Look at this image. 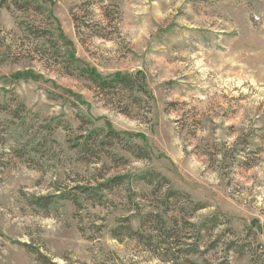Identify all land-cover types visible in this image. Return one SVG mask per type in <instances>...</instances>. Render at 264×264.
<instances>
[{"label":"rangeland","instance_id":"1","mask_svg":"<svg viewBox=\"0 0 264 264\" xmlns=\"http://www.w3.org/2000/svg\"><path fill=\"white\" fill-rule=\"evenodd\" d=\"M19 1L0 0V106L24 104L25 125L12 126V117L0 113V152L32 136V146L47 141L38 165L9 152L2 159L0 264H172L111 236L125 218L143 231L131 191L142 214L157 206L152 187L134 179L145 172L205 207L192 221L217 215L201 251L217 237L218 246L189 257L195 264H253L251 252L240 258L225 244L248 242L258 253L264 248V0H98L86 10L84 0H32L49 11L52 25L19 10L13 5ZM102 7L114 18L108 26L100 20ZM77 12L91 25L103 23L108 39L90 29L78 34ZM33 21L50 26L59 52L82 69L101 78L140 73L148 95L131 105L65 75L64 59L42 57L38 49L49 45L38 46L21 29ZM80 116L125 136L109 150L126 165L105 156L97 164L78 160L72 143L91 128ZM127 144L147 148L150 158L137 159ZM100 172L129 175L130 191L125 184L106 194L107 205L87 203L78 211L70 202L47 213L31 205L34 197L58 194L57 188L73 194L78 185H94Z\"/></svg>","mask_w":264,"mask_h":264},{"label":"trees","instance_id":"2","mask_svg":"<svg viewBox=\"0 0 264 264\" xmlns=\"http://www.w3.org/2000/svg\"><path fill=\"white\" fill-rule=\"evenodd\" d=\"M94 2L98 0H84L86 9ZM19 10L23 12L33 11L36 16H42L48 20L52 25V19L49 11L32 0H23L14 2ZM80 10V8H79ZM85 10L81 9L82 13ZM101 19L107 23V26L113 22V16L108 12V8H101ZM73 13L72 18L75 23L76 32L79 34L83 29H90L91 35L96 38L108 39L110 33L103 34L102 29H107L103 23L94 22L90 24L84 17L85 14ZM51 21V22H50ZM43 23L38 24L33 21L30 24L22 26L21 29L26 37H32V39L38 43H46L48 48L38 49L42 57L54 56L63 58L61 62L62 70L65 75L69 77H76L87 81L90 87H93L96 92L103 94L104 96L130 99L131 105L141 102V97L138 95H148L144 78L140 73H127L124 75L117 74L114 77L101 78L97 74L88 70L82 69L73 58L66 54H61L58 49V45L54 40L53 33L50 26H42ZM52 27V26H51ZM54 50L53 54H49V50ZM6 106H0V113H6L12 117L11 125H16L15 121H21V126L25 125L22 118V114L25 112L24 104H19L14 110L11 108L7 110ZM123 113L128 114L127 109ZM80 121L83 124H88L91 128L85 135L80 136L74 140L72 147L76 152L79 161L90 164H97L105 156L113 161L116 165H126L127 160L110 152V148L121 143L125 140V136L121 135L117 131L111 128H96L92 121L88 118L80 116ZM14 121V122H13ZM18 125V124H17ZM47 127V126H46ZM47 130H51V127H47ZM35 137L32 136L21 147L17 145H11L8 152L17 159H24L28 163L38 165L36 160L37 156L41 153L40 149L46 144V139L40 141L38 145H33ZM124 142V141H123ZM2 144H4L2 142ZM30 147V148H29ZM110 149V150H109ZM125 150L131 152L137 159H149L150 153L147 148L139 146L125 145ZM8 152H0V168L6 166L3 162V158L7 156ZM101 168H104L102 166ZM135 181L143 183L147 187H152L151 194L155 196L156 207L150 210L146 214H142L140 209L141 205L138 203L133 204L132 197L135 196V192H130V205H134L137 217L140 221V229L142 232L135 231L129 224V219L125 218L119 226L111 230V236L117 242L124 240H133L138 246L153 254L157 258H162L172 264H195L189 257L192 255L204 256L209 250H212L218 246V237L212 243L210 242L204 251H201L202 243L206 237V234L213 231L218 224L217 215L206 218L201 223H196L193 218L205 207L199 203H194L189 195L178 192L169 186V182L161 177L159 174L144 173L135 176ZM95 184H86L85 186H76L73 190V194L70 191H64L57 188L58 194H49L40 197H34L32 204L40 211L49 212L59 202H70L77 211L80 210L84 204H89L91 207L104 206L110 203L106 194L112 192L117 188H121L125 184L127 190L130 191L131 180L129 175H115L106 178L101 172L94 178ZM168 185L167 188L165 186ZM27 247V246H25ZM227 251H232L238 257L243 258L249 255L250 263L264 264V248L262 252L258 253L257 249H252L251 244L244 241H230L225 244ZM39 259L45 263L46 258L39 255ZM207 262V261H206ZM207 264V263H206Z\"/></svg>","mask_w":264,"mask_h":264}]
</instances>
